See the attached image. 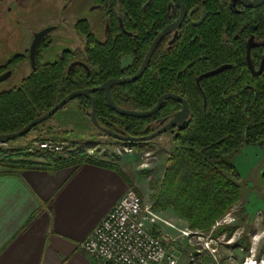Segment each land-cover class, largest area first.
<instances>
[{"label":"trees","instance_id":"16d2710c","mask_svg":"<svg viewBox=\"0 0 264 264\" xmlns=\"http://www.w3.org/2000/svg\"><path fill=\"white\" fill-rule=\"evenodd\" d=\"M128 42L132 46L129 39L118 46L127 47ZM120 56L116 49L112 52L105 45L98 44L96 53L92 56L94 61L90 62V55H87L88 67L72 65L76 57L69 52L63 53L54 62L41 60L22 79L19 86L0 92V134L21 130L75 90L95 88L122 74H135L139 64L136 68L123 72L120 68ZM157 63L154 55L151 64L139 79L113 86L112 97L119 106L140 111L153 108L159 98L169 91L187 99L192 117L188 125L169 131L173 149L155 194V206H171L189 221L193 230L209 232L243 196L241 176L235 158L247 141L256 139V135L252 133V125L244 117L249 114V109L244 112V105L248 103L234 100L239 88L232 85L235 80L233 69L204 79L202 92L207 100L205 106L201 88L196 86V72L191 75L189 71L180 73L159 69ZM73 101L89 116L94 105L101 126L134 137L145 136L157 130L161 120L171 119L181 107L177 100L166 99L161 109L152 116L122 115L108 104L103 90H96L90 97L79 96ZM45 122L33 129H39ZM47 132L50 133L51 129ZM263 137L264 135L259 136ZM118 142L142 151L152 141ZM32 145L29 142L26 147L11 148L6 152L0 148V156L5 153L0 158L4 172L29 169L54 171L65 167L76 169L84 163H91L117 171L127 184L132 185L115 161L105 160L78 149L68 155L48 149L29 151ZM237 227L220 226L212 234L218 237L226 232L230 237Z\"/></svg>","mask_w":264,"mask_h":264},{"label":"flooded vegetation","instance_id":"af4514ba","mask_svg":"<svg viewBox=\"0 0 264 264\" xmlns=\"http://www.w3.org/2000/svg\"><path fill=\"white\" fill-rule=\"evenodd\" d=\"M61 1L60 5H49V0H0V23L5 28L24 29L31 35L24 53H17L0 62V76L10 72L9 78L24 65L34 70L41 60L50 62L44 60V54L55 44L63 46L59 58L65 52L76 57L72 65L88 67L87 55H90V62L94 61L92 56L100 44L120 53L123 72L139 64L138 71L157 40L149 65L155 55L159 69L180 73L189 71L191 75L196 72V86L201 88L204 100V79L235 70V80L230 84L239 89L234 100L248 103L244 105V112L249 109V114L244 117L256 135V139L247 141L246 145L257 147L264 156V137L259 138L264 135V1L256 7H248L243 0H89L87 15L80 10L87 0ZM50 11L58 17L52 14L54 17L50 22L34 27L37 16ZM97 12L100 17H97ZM46 28L51 31L41 37L33 54L35 36ZM126 39L131 40L132 46L129 42L127 47L118 46ZM224 66L226 68L219 73L204 76L198 81L203 74ZM191 117L190 109L186 125ZM171 119L161 120L160 127ZM177 129H180L178 124L167 132ZM260 157L263 165L261 186L264 190V157ZM261 186L251 189L256 191Z\"/></svg>","mask_w":264,"mask_h":264},{"label":"rangeland","instance_id":"374dc122","mask_svg":"<svg viewBox=\"0 0 264 264\" xmlns=\"http://www.w3.org/2000/svg\"><path fill=\"white\" fill-rule=\"evenodd\" d=\"M53 3L60 5L62 1L49 0V5ZM90 3L87 0V4L83 3L80 7L85 15ZM68 13L67 11L66 14ZM52 14L58 17L51 11L40 13L37 22L34 21L36 22L34 27L50 22L54 17ZM96 15L100 17L99 12ZM82 16L84 17V14ZM30 41L31 35L24 29L5 28L0 23V62L17 53H24ZM62 49V44L53 45L50 51L45 52L44 60L50 62L58 60ZM31 71L28 65L17 68L9 78L0 81V92L19 86L22 79ZM73 100L46 120L39 129H33L27 136L24 135L7 144L0 143V148L6 152L11 148L26 147L29 142L33 144L38 140L58 139L67 143L59 152L62 155H68L69 152L78 149L105 160L115 161L132 183L129 185L123 179L127 184V191L132 189L141 194L147 209L148 225L155 232L168 238L170 248L179 254V264H246L248 260L254 264H264V190L261 186L263 182L260 174L263 166L260 163L262 161L260 156H264L257 147L245 145L235 158L243 187L241 200L216 222L211 231L193 230L189 221L171 206L166 208L155 206V194L173 149L171 134L165 132L148 140L152 141L150 145L138 151L135 147L118 142V139L101 130L92 121L91 116L81 111L78 103ZM48 129H51L50 133L47 132ZM3 155L0 156L1 159ZM0 169L5 171L1 165ZM256 185L261 187L256 191L252 190L251 188H255ZM224 225L238 227L230 237L226 232L214 237L213 231Z\"/></svg>","mask_w":264,"mask_h":264},{"label":"crops","instance_id":"0c3cea01","mask_svg":"<svg viewBox=\"0 0 264 264\" xmlns=\"http://www.w3.org/2000/svg\"><path fill=\"white\" fill-rule=\"evenodd\" d=\"M120 174L78 168L0 169V264H99L79 244L127 191Z\"/></svg>","mask_w":264,"mask_h":264},{"label":"built area","instance_id":"2783aa9c","mask_svg":"<svg viewBox=\"0 0 264 264\" xmlns=\"http://www.w3.org/2000/svg\"><path fill=\"white\" fill-rule=\"evenodd\" d=\"M65 140L35 141L29 151L48 149L60 152ZM142 196L128 190L92 233L80 242L82 252L99 264H179L178 252L168 238L148 225Z\"/></svg>","mask_w":264,"mask_h":264},{"label":"water","instance_id":"95a60500","mask_svg":"<svg viewBox=\"0 0 264 264\" xmlns=\"http://www.w3.org/2000/svg\"><path fill=\"white\" fill-rule=\"evenodd\" d=\"M245 5L248 7H256L259 4H261L264 0H243ZM51 31L50 28H46L44 30H42L41 32H39L36 36H35V40H34V44L32 46V53L35 54L36 51V45L38 43V41L41 39V37H43L47 32ZM156 41H154L152 47L150 48L145 61L143 62V64L141 65V67L139 68V70L130 77H123V78H111L109 80H107L106 82H104L103 84H101L98 87L95 88H85V89H78L75 90L71 93H69L67 96H65L60 102H58L55 106H53L50 110H48L46 113H44L43 115L35 118L34 120H32L31 122H29L24 128H22L21 130L17 131V132H13V133H9V134H0V143L1 144H7L9 141L17 139L19 137H22L26 134H28L36 125L50 119L54 114H56L57 111H59L61 108H63L66 104H68L69 102H71L73 99H75L78 96H91V93L96 91V90H103L105 92V96L107 99L108 104L119 114H123V115H129V116H134V117H149L154 115L155 113H157L164 101L166 99H175L178 100L179 102H181L182 104V108L175 114V116L165 125H163L162 127H160L159 129H157L156 131L152 132L151 134L145 135V136H140V137H134L128 134H123V133H118L115 131H112L110 129H107L103 126H101L97 120V116H96V107L93 105V110L91 112V118L92 121L96 124V126H98L101 130H103L104 132L108 133L109 135H111L112 137L118 139V140H122V141H148V140H152L153 138L161 135L162 133L167 132L171 127H173L174 125L178 124L179 128H183L187 123H188V117L190 115V107L188 104V101L181 95L176 94V93H165L163 94L157 104L149 109V110H130V109H126L123 108L121 106H119L113 99L112 97V87L117 85V84H121V83H130V82H134L137 79H139L143 73L145 72V70L147 69L149 62L151 60V56L154 52V48L156 45ZM226 68V66L219 68L217 70L208 72L206 74H203L202 76L199 77L198 81L204 77V76H211L214 74L219 73L220 71L224 70ZM10 75V72H7L3 75L0 76V81L6 79L8 76ZM92 98V97H91ZM205 104L207 106V100L205 99ZM164 122V121H163Z\"/></svg>","mask_w":264,"mask_h":264},{"label":"bare ground","instance_id":"6f19581e","mask_svg":"<svg viewBox=\"0 0 264 264\" xmlns=\"http://www.w3.org/2000/svg\"><path fill=\"white\" fill-rule=\"evenodd\" d=\"M246 264H254L252 261L248 260Z\"/></svg>","mask_w":264,"mask_h":264}]
</instances>
